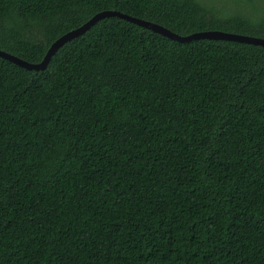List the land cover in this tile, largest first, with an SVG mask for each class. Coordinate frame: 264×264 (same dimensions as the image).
Segmentation results:
<instances>
[{
	"label": "trees",
	"instance_id": "obj_1",
	"mask_svg": "<svg viewBox=\"0 0 264 264\" xmlns=\"http://www.w3.org/2000/svg\"><path fill=\"white\" fill-rule=\"evenodd\" d=\"M217 1L0 0V50L103 11L264 39V0ZM0 264H264V47L112 17L0 57Z\"/></svg>",
	"mask_w": 264,
	"mask_h": 264
},
{
	"label": "water",
	"instance_id": "obj_2",
	"mask_svg": "<svg viewBox=\"0 0 264 264\" xmlns=\"http://www.w3.org/2000/svg\"><path fill=\"white\" fill-rule=\"evenodd\" d=\"M112 17L120 18L129 23L135 24L146 30L152 31L153 33L160 34L172 41L179 42L182 44L190 43L194 40H215V41H228V42H235V43L249 44V45L264 47L263 38L247 36V35H242V34L222 32V31H204V32L194 33L188 36H181L153 22H149V21L136 18V17H131L129 15L122 14L121 12H118V11H103L93 16L88 22H86L82 26L72 31H69L68 33L64 34L59 39H57L51 45L44 59L40 63L32 64V63L26 62L2 50H0V57L27 70H35V71L45 70L50 64L52 57L58 52V50L62 46H64L66 43L85 34L88 30L91 29V27H93L99 21L106 19V18H112Z\"/></svg>",
	"mask_w": 264,
	"mask_h": 264
},
{
	"label": "rangeland",
	"instance_id": "obj_3",
	"mask_svg": "<svg viewBox=\"0 0 264 264\" xmlns=\"http://www.w3.org/2000/svg\"><path fill=\"white\" fill-rule=\"evenodd\" d=\"M218 7H229L231 8L232 6L230 5V3L228 2V0H218L217 1V4H216Z\"/></svg>",
	"mask_w": 264,
	"mask_h": 264
}]
</instances>
